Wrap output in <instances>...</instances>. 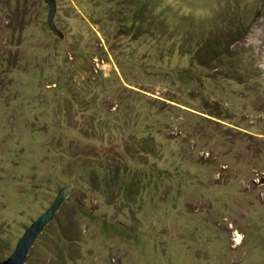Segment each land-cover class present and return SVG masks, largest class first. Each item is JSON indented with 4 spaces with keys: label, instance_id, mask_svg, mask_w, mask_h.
I'll list each match as a JSON object with an SVG mask.
<instances>
[{
    "label": "rangeland",
    "instance_id": "374dc122",
    "mask_svg": "<svg viewBox=\"0 0 264 264\" xmlns=\"http://www.w3.org/2000/svg\"><path fill=\"white\" fill-rule=\"evenodd\" d=\"M55 2L0 0V262L72 185L25 264H264V0Z\"/></svg>",
    "mask_w": 264,
    "mask_h": 264
},
{
    "label": "water",
    "instance_id": "95a60500",
    "mask_svg": "<svg viewBox=\"0 0 264 264\" xmlns=\"http://www.w3.org/2000/svg\"><path fill=\"white\" fill-rule=\"evenodd\" d=\"M45 2L50 8L48 17L49 26L55 34L62 39L63 36L58 32L54 25L56 2L55 0H45ZM72 189V185L61 189L51 207L27 229L23 237L20 239L14 253L7 260L0 262V264H25L26 261L29 260L31 249L35 245L37 239L55 218L59 209L71 194Z\"/></svg>",
    "mask_w": 264,
    "mask_h": 264
},
{
    "label": "trees",
    "instance_id": "16d2710c",
    "mask_svg": "<svg viewBox=\"0 0 264 264\" xmlns=\"http://www.w3.org/2000/svg\"><path fill=\"white\" fill-rule=\"evenodd\" d=\"M197 51V50H196ZM196 51H190V52H187V53H191L192 55H196ZM207 51V53H209V55H211L213 58L215 57V59H222L221 57H222V53L221 52H217V51H215L214 49H208V50H206ZM228 51H229V47L227 48V50H226V53H228ZM225 55V54H224ZM234 54H230L229 56L232 58V56H233Z\"/></svg>",
    "mask_w": 264,
    "mask_h": 264
}]
</instances>
